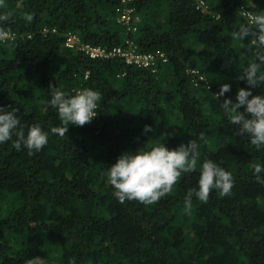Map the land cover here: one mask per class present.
Returning <instances> with one entry per match:
<instances>
[{"label": "trees", "instance_id": "1", "mask_svg": "<svg viewBox=\"0 0 264 264\" xmlns=\"http://www.w3.org/2000/svg\"><path fill=\"white\" fill-rule=\"evenodd\" d=\"M197 1L208 9H197ZM119 4L5 0L0 9L13 13L7 27L14 34L0 43V105L49 133L31 155L12 140L0 144V264L32 257L42 264H264V185L253 175L264 165V146L237 135L214 98L223 83L233 100L247 87L237 76L254 49L233 32L248 22L241 7L261 10L264 0H135V34L118 23ZM69 34L106 51L129 39L140 52H163L168 63L151 74L119 59L90 60L65 48ZM187 69L199 70L207 84L195 86ZM49 85L100 91L96 119L69 125L62 137L52 133L64 125L48 104ZM261 93L264 84L252 89ZM145 124L155 131L142 134ZM201 132L207 142L198 140L196 169L164 197L153 204L116 199L105 174L122 152L161 141L172 149ZM205 159L229 171L233 187L228 195L211 191L206 203L193 198L186 213L184 196Z\"/></svg>", "mask_w": 264, "mask_h": 264}, {"label": "clouds", "instance_id": "2", "mask_svg": "<svg viewBox=\"0 0 264 264\" xmlns=\"http://www.w3.org/2000/svg\"><path fill=\"white\" fill-rule=\"evenodd\" d=\"M5 0H0V9L5 8ZM245 11V10H242ZM13 15L10 11H0V43L12 41L14 34L7 23ZM248 22L242 23L233 32V39L244 42L250 39L254 60L237 76L247 87L237 89L234 100L226 97L230 85L223 83L214 94L219 108L228 117L231 124L237 126V135L247 136L249 143L256 149L264 146V94L253 95L252 89L264 84V9L246 12ZM23 19L33 20L31 13H24ZM51 97L48 104L56 110L64 127L52 128L51 132L64 136L69 125L83 126L97 115L96 109L102 99V93L94 88L85 87L72 93L49 85ZM223 98V99H221ZM243 107V111L239 109ZM155 129L145 124L142 134ZM49 133L39 123L25 125L21 122L18 109L0 105V144L12 140L13 147L28 154L39 152L48 143ZM13 137L15 139L13 140ZM199 141L207 142L205 133L197 139L180 143L168 148L161 141L150 148H140L134 152L124 151L108 166L106 178L113 188V195L123 203L125 200H137L144 204H153L172 190L182 173H191L197 167ZM257 183L264 185V165L257 164L253 169ZM233 187L232 174L211 159H205L199 166L197 185L190 188L184 196V210L190 212L193 198L207 202L209 194L218 190L228 195ZM40 257H32L27 264H42Z\"/></svg>", "mask_w": 264, "mask_h": 264}, {"label": "built area", "instance_id": "3", "mask_svg": "<svg viewBox=\"0 0 264 264\" xmlns=\"http://www.w3.org/2000/svg\"><path fill=\"white\" fill-rule=\"evenodd\" d=\"M197 9L207 10L208 7L203 1H197ZM135 0H120V4L117 5L114 10L118 16V23L125 28L127 34H135L137 29V21L135 17V8L134 4ZM245 10V11H242ZM242 16H244L247 20L246 12H250L246 7H241L240 9ZM126 47H118L114 48L110 51H106L102 48L91 47L89 45H85L81 42L79 36L74 34H69L66 37L65 48L73 51H80L85 56H87L90 60H102V59H119L126 66L136 67L138 69H143L151 74H157L159 71V67L163 64L168 63V58L165 56L163 52L156 53H143L137 49V46L131 40L125 41ZM187 74L192 77V81H194L195 86H200L202 83H206V78L200 73L199 70L195 69H187ZM126 74L121 73L118 74V78L124 77ZM88 74H86L85 78L87 79ZM98 112V107L96 109ZM97 115L91 120H95Z\"/></svg>", "mask_w": 264, "mask_h": 264}]
</instances>
